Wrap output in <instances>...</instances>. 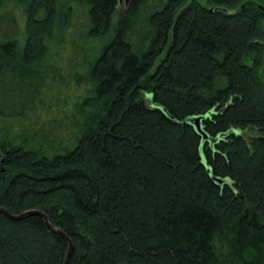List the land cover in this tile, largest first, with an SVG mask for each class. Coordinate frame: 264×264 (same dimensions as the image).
Segmentation results:
<instances>
[{
    "label": "trees",
    "instance_id": "16d2710c",
    "mask_svg": "<svg viewBox=\"0 0 264 264\" xmlns=\"http://www.w3.org/2000/svg\"><path fill=\"white\" fill-rule=\"evenodd\" d=\"M204 1L0 0L25 18L0 124L83 84L34 138L0 129V209L43 213L69 264H264V0ZM54 230L0 214L1 264H65Z\"/></svg>",
    "mask_w": 264,
    "mask_h": 264
},
{
    "label": "rangeland",
    "instance_id": "374dc122",
    "mask_svg": "<svg viewBox=\"0 0 264 264\" xmlns=\"http://www.w3.org/2000/svg\"><path fill=\"white\" fill-rule=\"evenodd\" d=\"M202 2H205V1L202 0ZM125 5H126V0H123L122 4L119 6V10L116 15V18L121 17L123 12L125 11ZM1 17H4V18L2 19V22H0V27H1L0 30L2 31L10 30L12 33H14V31L16 30L19 33V37L23 36V33L25 32V18L23 17V11L21 7H17L16 5H13V4L5 5L2 9H0V18ZM13 18L17 20V25H18L17 28L14 27L15 25L13 24L14 22ZM60 46H61V40H58L55 42L53 49L56 50ZM57 59L59 58H56V60ZM61 63L66 68L68 66L69 61L64 59ZM262 78L264 80V71H262ZM47 82L48 84L45 87H43V90L46 94V97L44 99L46 101V104L42 105L40 102L37 103V107L39 108V110L43 109L40 111L41 115L37 117V116L32 115L30 111H28L25 115L21 117V120H19V123L18 121L16 122L14 120L4 121L0 124L1 135L5 131L4 128H6V126H9V128L12 127L11 136H15L16 138H21V136L25 135L27 137L34 138L35 137L34 135L29 134L25 131L18 133L15 130H17L21 124L28 126L30 128H33V129H40V128L49 129L52 123L46 121L48 117V114H47L48 109H51V108L54 109L56 106L62 107V108L64 106L69 107L72 104V101L73 103H75L84 97L85 93L82 87L83 84H80V85L75 84L72 88L70 85H68L70 87L68 86L65 87V83L67 82V80L60 79V78L49 79ZM5 101H8V98L5 96V94H0V102L2 103L1 105H3V102ZM66 101H68V104L66 103ZM51 104H52V107L50 108L46 107ZM44 107L46 108L44 109ZM242 135L250 138V137L255 136L256 133L254 131L247 130V131H243Z\"/></svg>",
    "mask_w": 264,
    "mask_h": 264
},
{
    "label": "water",
    "instance_id": "95a60500",
    "mask_svg": "<svg viewBox=\"0 0 264 264\" xmlns=\"http://www.w3.org/2000/svg\"><path fill=\"white\" fill-rule=\"evenodd\" d=\"M122 1L123 0H120V3L122 4ZM131 0H126V5L129 4ZM190 123H193L197 129V131L203 135L204 139H208L207 135L203 132L202 130V127H201V118H193V119H190L188 120ZM0 214H4L5 216H7L8 218H10L11 220H14V221H19L21 219H23L24 217L28 216V215H32V214H35V215H39L40 217H42L45 222L47 223L48 227L52 230H54V228L50 225L49 221H48V218L43 214V213H40V212H28V213H25V214H22L20 216H14V215H11L10 213H8L7 211L3 210V209H0ZM56 233L62 235L69 243V246H70V249H69V252H68V255H67V258H66V262L65 264H69V261L71 259V256H72V253H73V243L72 241L70 240V238H68L66 235H64L61 231H58V230H54ZM0 264H1V260H0Z\"/></svg>",
    "mask_w": 264,
    "mask_h": 264
}]
</instances>
